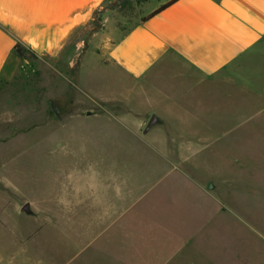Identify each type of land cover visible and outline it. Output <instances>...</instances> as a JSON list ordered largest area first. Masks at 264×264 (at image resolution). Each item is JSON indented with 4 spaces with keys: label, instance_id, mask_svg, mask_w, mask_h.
<instances>
[{
    "label": "rangeland",
    "instance_id": "obj_1",
    "mask_svg": "<svg viewBox=\"0 0 264 264\" xmlns=\"http://www.w3.org/2000/svg\"><path fill=\"white\" fill-rule=\"evenodd\" d=\"M150 1L115 3L134 20ZM87 34L0 84V264H264V115L183 100L139 133L147 105L83 55ZM89 96L115 118H87Z\"/></svg>",
    "mask_w": 264,
    "mask_h": 264
},
{
    "label": "crops",
    "instance_id": "obj_2",
    "mask_svg": "<svg viewBox=\"0 0 264 264\" xmlns=\"http://www.w3.org/2000/svg\"><path fill=\"white\" fill-rule=\"evenodd\" d=\"M123 11L115 0H0V84L12 81L25 52L74 57V35L88 33L83 55L90 44L99 66L147 105L139 133L165 126L183 100L207 110L239 96L264 115V0H158L134 20ZM89 97L104 111L87 118H115L110 101Z\"/></svg>",
    "mask_w": 264,
    "mask_h": 264
},
{
    "label": "water",
    "instance_id": "obj_3",
    "mask_svg": "<svg viewBox=\"0 0 264 264\" xmlns=\"http://www.w3.org/2000/svg\"><path fill=\"white\" fill-rule=\"evenodd\" d=\"M52 107H53L54 112L59 116L58 108H57L56 106H54V105H52ZM155 122H156V118H152V120H151V121L149 122V124H148V128H149L152 124H154ZM25 210H27V212H28L29 214H32V212L29 211L27 207H26Z\"/></svg>",
    "mask_w": 264,
    "mask_h": 264
},
{
    "label": "trees",
    "instance_id": "obj_4",
    "mask_svg": "<svg viewBox=\"0 0 264 264\" xmlns=\"http://www.w3.org/2000/svg\"><path fill=\"white\" fill-rule=\"evenodd\" d=\"M162 9H163V8H162ZM159 11H161V9L155 11L153 14H151V16H152V15H155V14L158 13ZM25 54H26V52H25Z\"/></svg>",
    "mask_w": 264,
    "mask_h": 264
}]
</instances>
